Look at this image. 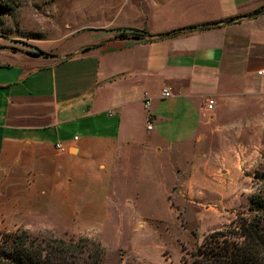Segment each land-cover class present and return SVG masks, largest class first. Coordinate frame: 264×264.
Listing matches in <instances>:
<instances>
[{"label": "crops", "instance_id": "1", "mask_svg": "<svg viewBox=\"0 0 264 264\" xmlns=\"http://www.w3.org/2000/svg\"><path fill=\"white\" fill-rule=\"evenodd\" d=\"M125 1L121 25L78 28L61 56L0 48V231L144 222L215 190L227 201L259 155L264 0ZM136 30L152 40L119 37Z\"/></svg>", "mask_w": 264, "mask_h": 264}, {"label": "rangeland", "instance_id": "2", "mask_svg": "<svg viewBox=\"0 0 264 264\" xmlns=\"http://www.w3.org/2000/svg\"><path fill=\"white\" fill-rule=\"evenodd\" d=\"M127 4L131 3L125 0H0V48L11 49L12 53L39 55V51H44L52 57L61 56L69 49L72 34L85 31L78 28L97 27L90 29L94 32L102 25H121L124 15L119 16L117 10ZM255 138L260 153L252 160L249 172L241 174V179L236 175L235 190L227 201L223 200L220 190H215L218 198L210 197V204L206 200L196 204L188 199L179 215L174 212L144 222L111 219L98 223L102 225L99 230L85 229L79 233H73L64 222L28 220L17 230L46 240L86 238L87 250L96 254L100 252L98 244L102 246L101 264H188L207 235L224 230L239 216L249 215L250 199L264 183L255 178L256 173H264V133L259 140ZM218 178L223 175L218 174Z\"/></svg>", "mask_w": 264, "mask_h": 264}, {"label": "trees", "instance_id": "3", "mask_svg": "<svg viewBox=\"0 0 264 264\" xmlns=\"http://www.w3.org/2000/svg\"><path fill=\"white\" fill-rule=\"evenodd\" d=\"M220 22L205 26L216 27ZM183 31L175 30L164 37H175ZM120 38L152 40L145 31L120 33ZM149 40V41H150ZM92 46L84 47L88 52ZM38 55L37 53H31ZM39 55L49 56L44 51ZM255 178L264 182V173H256ZM248 216H239L224 230L215 231L205 237L188 264H264V183L259 192L250 199ZM0 264H101L102 251L88 249V239L78 241L60 239L46 240L33 237L24 230L0 231ZM187 264V263H184Z\"/></svg>", "mask_w": 264, "mask_h": 264}, {"label": "built area", "instance_id": "4", "mask_svg": "<svg viewBox=\"0 0 264 264\" xmlns=\"http://www.w3.org/2000/svg\"><path fill=\"white\" fill-rule=\"evenodd\" d=\"M257 74L261 77H264V68L262 69H259ZM163 97H170L171 93H170V89H164L163 90V93H162ZM213 105H214V101H210L209 102V108H213ZM144 107L146 109H149L150 107V97L147 93H145V97H144ZM147 129L148 130H152L153 129V120H152V117L149 116L148 117V122H147ZM77 139V138H75ZM57 148L61 151V152H65L67 150L66 147H64L62 144H58L57 145Z\"/></svg>", "mask_w": 264, "mask_h": 264}, {"label": "water", "instance_id": "5", "mask_svg": "<svg viewBox=\"0 0 264 264\" xmlns=\"http://www.w3.org/2000/svg\"><path fill=\"white\" fill-rule=\"evenodd\" d=\"M264 13V9H262L261 11H259L258 13H256V14H254L252 17H256V16H259V15H261V14H263ZM205 26H208V25H204L203 27H205ZM199 27H193V28H189V29H184V31H191V30H196V29H198ZM20 52H22V51H20ZM22 53H26V52H22ZM27 54H29V55H31L30 53H27ZM73 55H75V53H72V54H70L69 56H73ZM39 56V55H38ZM68 56V57H69Z\"/></svg>", "mask_w": 264, "mask_h": 264}]
</instances>
